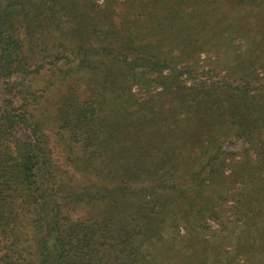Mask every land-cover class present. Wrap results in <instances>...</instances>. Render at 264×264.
Returning <instances> with one entry per match:
<instances>
[{
  "label": "trees",
  "instance_id": "16d2710c",
  "mask_svg": "<svg viewBox=\"0 0 264 264\" xmlns=\"http://www.w3.org/2000/svg\"><path fill=\"white\" fill-rule=\"evenodd\" d=\"M0 264H264V0H0Z\"/></svg>",
  "mask_w": 264,
  "mask_h": 264
},
{
  "label": "rangeland",
  "instance_id": "374dc122",
  "mask_svg": "<svg viewBox=\"0 0 264 264\" xmlns=\"http://www.w3.org/2000/svg\"><path fill=\"white\" fill-rule=\"evenodd\" d=\"M98 2L99 3H102L103 2V0H98ZM203 57V56H202ZM241 145V142H239V141H234V142H231V143H229L228 145H227V148H232V147H234V146H240ZM58 155H59V153H58ZM212 222V226L213 227H216L217 225H216V223H214V221H211Z\"/></svg>",
  "mask_w": 264,
  "mask_h": 264
}]
</instances>
